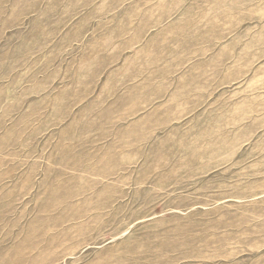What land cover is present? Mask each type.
Listing matches in <instances>:
<instances>
[{
    "label": "rangeland",
    "instance_id": "rangeland-1",
    "mask_svg": "<svg viewBox=\"0 0 264 264\" xmlns=\"http://www.w3.org/2000/svg\"><path fill=\"white\" fill-rule=\"evenodd\" d=\"M0 264H264V0H0Z\"/></svg>",
    "mask_w": 264,
    "mask_h": 264
}]
</instances>
